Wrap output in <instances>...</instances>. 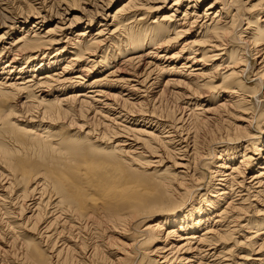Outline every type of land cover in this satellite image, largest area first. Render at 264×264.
<instances>
[{"label":"bare ground","instance_id":"obj_1","mask_svg":"<svg viewBox=\"0 0 264 264\" xmlns=\"http://www.w3.org/2000/svg\"><path fill=\"white\" fill-rule=\"evenodd\" d=\"M204 2L123 0L0 35V264H264V0ZM166 90L180 112L152 105ZM63 116L83 131L48 122ZM9 135L44 154L10 163Z\"/></svg>","mask_w":264,"mask_h":264},{"label":"rangeland","instance_id":"obj_2","mask_svg":"<svg viewBox=\"0 0 264 264\" xmlns=\"http://www.w3.org/2000/svg\"><path fill=\"white\" fill-rule=\"evenodd\" d=\"M122 1L123 0H112L111 4L107 8L106 6H104L105 4H103L102 2H97L96 0H45V1L44 0H0V35H3L4 43H11L12 42L11 40L15 39L16 37H20L24 33L22 31L20 32V28H22L24 30H29V28L31 27L30 24L33 21H39L38 27L40 29L36 30V31L43 34V32L45 31V29L48 26L58 24V22L59 23L63 22L66 19L70 20L73 16H76V15L77 16H84V15L90 14L89 11H91L93 15H94V11H97L101 17H104L103 14L105 15L107 12L110 13V11L113 12L115 7L117 5H119ZM209 1L210 0H205V2L199 6V8H198L199 13H202V11L205 9L204 8L205 4L208 3ZM168 5L169 4H166V7H168ZM33 7L39 9L38 13H39L40 17L43 16L42 17L43 19H41V18L35 19L34 18L35 16H37V12L35 11L36 15H34L35 13L32 11L33 12V14H32L31 8H33ZM185 7H186V4L183 3L181 6H179L177 8V11H178L177 16L178 17H180L181 14L184 12ZM164 12H166V10H160L158 12L154 11V13H149L147 15H148V18H150L152 20L157 15H160ZM27 15L31 16V17L28 18ZM32 15L34 17H32ZM100 16H94L93 24H92L93 25L92 26V32H94L96 30L97 25L100 22ZM150 19L146 22L145 25H147L148 23L151 22ZM73 27H74V25H73ZM112 28L113 27H111L109 29L111 30ZM79 29H81V28L74 27L73 29L69 30L67 33L72 34L74 31L79 30ZM33 31H35V30L33 29ZM29 34H31V32H29ZM182 42L183 41H180L179 45L175 46V47L179 48ZM68 51H67V54H68ZM52 53H53V51H49V55H51ZM68 57L69 56L67 55V57L61 62V65L67 60ZM22 64H23V61L19 60V62L16 66L19 67ZM29 64H27V66ZM29 75H30V73L24 75L23 78H25L26 76H29ZM91 77L92 76L89 75L88 78L90 79ZM246 85L251 87V86H253V83H252V81L247 82ZM69 91H71V90L67 88V90L65 92H69ZM163 91H165V89H163ZM124 92L123 93L125 95L126 91H124ZM166 94H168V95H166ZM51 95H53V96L49 97L48 98L49 100H51L56 94L51 93ZM163 95H164V97H163ZM169 95H170L169 90H166V92H162V94L160 96H158V97L155 96V98H157L156 101H155L154 97H152V99H154V101L151 99L152 105H154V102L156 103L158 101L157 104L154 105V107L157 109V111L159 110V113L161 112L160 114L164 115V113H166L167 111H169V112L173 111V113L175 114L178 111L180 112L182 109V106L180 105V99H178V101H176L174 99H171L172 94H171V96H169ZM136 96H138V94H134L133 98ZM140 96L141 95H139L138 97H140ZM148 98H150V97H148ZM148 98L145 99V101L148 100V101H146L147 103L149 102ZM159 98H160V101H159ZM162 100H164V101H162ZM170 102H172V103H170ZM175 102H177L176 105H174ZM8 103L9 104H6V106H4L1 109L2 111H4L7 108V106L11 105L14 102H13V100H11ZM176 106L177 107L179 106L180 108L179 107L177 108ZM14 111L16 114H12V116H11V117H13V119H11L12 122L15 119H18V121H21V122H15L16 125L19 123H27L29 125H36V122H38V120L36 118L32 117L33 115H35V113H34L35 109H32V108H21V109L15 108ZM78 116L80 118V115H78ZM29 118H32V120H29ZM90 118H91V116H90ZM96 118H98V119H96ZM164 118H162V119L164 120ZM33 119H35V120L33 121ZM93 119H94L93 122H95L97 124L101 123V120H99V117L94 116V118L92 117V119L89 120V122L91 123V124L89 123V126L91 125L90 127L93 128V126L95 125L97 131L99 130V132H100L101 131L100 126L96 125L95 123L92 124L91 121ZM69 120H70L69 116H63V117L59 118L58 120H56V119L52 120L51 119L48 122L51 123V125L54 124V125H52V127L55 130H64L69 135H76V134L83 131V129L80 128L81 122L78 119H74L76 121H79V124L77 126L69 125V122H68ZM30 121H32V122H30ZM97 131H94L93 133H90V134L91 135H97V133H96ZM84 132H87V130H84ZM213 133H215L214 129H210V128L200 129V134L205 140H209ZM9 136H10V138L7 136L4 137V144L9 149L17 151V153L19 155L16 159L12 160L10 163H14L16 161H27L31 158H38L41 155H43L45 152V150H44L45 149V143L44 144H37V142H35V143L27 142V145L24 147V149H22V146H19L12 139L14 136H12V135H9ZM101 140L104 141L105 139H101ZM106 141H108V140H106ZM108 145H110V144H108ZM101 146H103V145L101 144ZM151 247H154V246L151 245L150 248ZM14 262H15V264H19L16 259H14Z\"/></svg>","mask_w":264,"mask_h":264}]
</instances>
